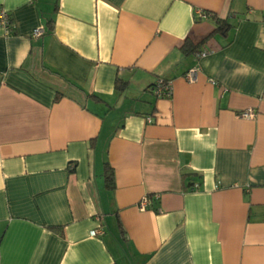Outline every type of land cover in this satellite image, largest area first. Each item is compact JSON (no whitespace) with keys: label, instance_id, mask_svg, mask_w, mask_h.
I'll list each match as a JSON object with an SVG mask.
<instances>
[{"label":"crops","instance_id":"crops-1","mask_svg":"<svg viewBox=\"0 0 264 264\" xmlns=\"http://www.w3.org/2000/svg\"><path fill=\"white\" fill-rule=\"evenodd\" d=\"M0 10V264H264V0Z\"/></svg>","mask_w":264,"mask_h":264},{"label":"built area","instance_id":"built-area-1","mask_svg":"<svg viewBox=\"0 0 264 264\" xmlns=\"http://www.w3.org/2000/svg\"><path fill=\"white\" fill-rule=\"evenodd\" d=\"M32 2H35L37 0H31ZM196 16L200 17V18H205L207 17V14L203 13L202 11H197L196 12ZM0 28L4 31V33L6 35L9 34L10 32V28H11V24H10V18L7 12H5L4 10H0ZM44 34V29L42 27H38L36 29H34L32 31L31 37L32 38H37L40 37L41 35ZM205 56V53H201L199 54V58H202ZM196 70H190L186 76L185 79L189 82H192L195 80V75ZM155 93L158 96H164V97H168L170 95V89H169V84L167 82H164L163 80H159L158 82H156L155 84ZM241 117L243 118H252L253 117V112L251 110H247L243 113L240 114ZM198 188L196 186H194V188H192V191H197ZM151 199H155L158 200L159 196L158 195H154L152 197H144L142 198V200L140 201V203L138 204V209L141 211H144L146 209V207L150 204ZM102 232L99 230H93L90 232V237H96L101 235Z\"/></svg>","mask_w":264,"mask_h":264},{"label":"trees","instance_id":"trees-1","mask_svg":"<svg viewBox=\"0 0 264 264\" xmlns=\"http://www.w3.org/2000/svg\"><path fill=\"white\" fill-rule=\"evenodd\" d=\"M230 27L229 24L226 23V21L224 20H220V19H216L215 20V29H214V33L215 34H221L224 35L226 33V31L228 30V28ZM186 46H184L185 51H188L190 46L185 44ZM195 49H192V52H194ZM105 179L107 184L111 183V176H110V170L109 168H106L105 170ZM192 189V188H191Z\"/></svg>","mask_w":264,"mask_h":264}]
</instances>
